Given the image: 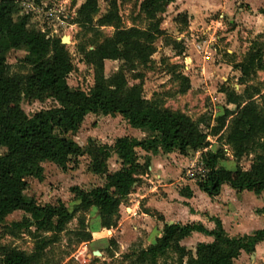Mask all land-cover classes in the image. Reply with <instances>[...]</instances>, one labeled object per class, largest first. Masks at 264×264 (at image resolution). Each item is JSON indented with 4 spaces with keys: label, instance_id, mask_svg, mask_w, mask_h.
Wrapping results in <instances>:
<instances>
[{
    "label": "trees",
    "instance_id": "trees-1",
    "mask_svg": "<svg viewBox=\"0 0 264 264\" xmlns=\"http://www.w3.org/2000/svg\"><path fill=\"white\" fill-rule=\"evenodd\" d=\"M173 1L143 0L139 9L149 24L141 30L124 28L116 0H111L108 12L97 21V27H111L113 34L92 51L85 52V61L94 70V85L86 94L72 90L66 83L71 62L61 41L30 30L28 16L20 14L19 1L0 0V149L5 150V154L0 155V224L7 216L21 212L28 218L13 225L34 227L31 235L35 241L31 255L15 248H2L0 264H34L80 211L94 209L100 228L114 229L119 220V206L149 167L148 158L139 164L137 151L152 156L159 152L186 156L188 151L207 148L209 136L216 137L220 145L232 151L237 161L247 155H252L253 160L249 171H243L238 165L226 169L219 164L223 155L221 148L215 153L201 155L205 173L203 177L198 175L196 186L199 191L215 198L226 185L238 193L248 192L256 197L264 195V108L257 102L259 100L264 105V92L254 86H246L241 93L228 87L221 89L225 106L215 119L216 125L205 133L200 126L209 123V119L195 122L183 113L163 108L156 100L144 99L140 84L127 85L125 73L146 66L155 53L154 42L164 37L160 21L155 19ZM97 14V0H86L77 9L73 24L92 32ZM168 42L173 49H182L180 43ZM10 51L26 53L23 62L30 69L27 76L10 75L6 64V55ZM263 57V46H251L244 59L232 66L240 73L239 85L247 84L257 71L264 72ZM106 61L119 62V71L105 75L103 66ZM141 77L134 78L140 80ZM176 79L180 81V93H185L190 88L188 79L182 76ZM22 93L36 100L42 96L51 98L59 107L28 117L20 107ZM98 113L120 116L131 129L142 131L149 137L143 140L122 137L116 139L112 147L93 146L84 152L67 136L77 134L87 115ZM111 154L116 156L120 165L115 172L109 171L107 166ZM83 155L90 158V174L103 177L104 184L89 192L72 188L75 195L73 210L62 203H57L56 207L39 206L32 197L25 195L27 179L43 180L42 164H52L65 172L71 158ZM180 195L190 198L191 192L188 187H183ZM39 233H52V237L46 238ZM193 233L211 237L213 241L211 244H197L194 255H191L180 243ZM74 235L78 243L91 240L83 224ZM263 239L264 230L251 237L229 239L217 220L212 231L199 224L165 225L161 237L155 244L141 249L137 259L156 264L173 249L178 253L175 264H233L241 251L254 250V245ZM109 247L116 248V242L110 240Z\"/></svg>",
    "mask_w": 264,
    "mask_h": 264
},
{
    "label": "rangeland",
    "instance_id": "rangeland-1",
    "mask_svg": "<svg viewBox=\"0 0 264 264\" xmlns=\"http://www.w3.org/2000/svg\"><path fill=\"white\" fill-rule=\"evenodd\" d=\"M18 1L23 5L22 16H28V28L30 30L43 33L47 38L65 40L66 43L63 46L66 48L71 62V72L67 76L66 83L72 90L88 94L94 85V70L86 63L85 52L92 51L104 39L112 36L113 29L111 27H97V21L108 12L111 0H97L98 14L93 19L94 31L92 32H86L73 24L77 12L76 0L70 8L64 4L66 0H58V2H50L49 0ZM142 1L116 0L118 15L124 28L141 30L147 28L149 21L139 9ZM174 1L155 19L160 21V30L165 35L154 42L155 53L150 58V62L144 67H137L133 72L125 73V78L129 87L141 85L142 97L146 100H156L161 103L163 108L183 113L195 122L202 118L204 120L209 119V123L207 121L203 126H200L203 132L208 133L211 126L216 125L215 117L222 114L225 106V98L220 95V90L226 88L220 79L221 76L225 75L218 72L215 67L221 62H234L237 59L241 61L243 54L246 50L251 49V46L264 47V25L260 21L253 26L252 30L246 31L243 26L244 23H240L237 25L240 27L239 31L232 34L235 27L230 25L229 15L222 17L217 12H208V16L206 15L207 17L204 18V25H194L191 22L192 19L189 20L186 13ZM237 4L235 2L232 11L237 13L238 9L246 11L243 4L239 3L240 6ZM169 40L180 43L182 49H173V46L168 42ZM245 44H248L246 48H244ZM232 45H234L235 50L239 49L237 51L239 57L227 53L228 50H234ZM253 48L256 49V47ZM25 56L26 53L23 51L7 53L6 64L9 66L10 75L27 76L29 74L30 69L23 62ZM231 56L233 60H229ZM210 60L212 63H209ZM119 69V62H104L103 72L105 75L115 74ZM214 71L216 74H213ZM138 75L142 76L141 79L135 80L134 77ZM177 76L187 78L189 81L190 88L183 94L180 93L181 85L180 81L176 79ZM227 84L229 88L231 85H238L239 82L229 81ZM246 86L257 87L263 93L264 75L259 78L254 76L247 84L234 91L240 93ZM257 102L261 108H264L262 102L259 100ZM20 107L24 114L29 117L43 110L58 108L59 105L53 99L45 96L36 100L32 96L22 93ZM67 137L85 152L93 146L112 147L118 138L131 137L143 140L149 136L142 131L131 129L120 116L110 117L98 113L87 115L77 134ZM207 143H212L211 150L208 149V152L215 153L220 148L222 149L223 155L219 164L223 168L233 169L238 165L243 171H249L253 160L252 155L244 156L237 161L233 157L232 151L227 146L220 145L216 137L209 136ZM3 154H5V150L0 149V155ZM174 154V157L169 159L171 166L175 165L176 160L185 157V161L182 160L185 162L184 168L179 167L180 173L178 174L172 171L173 169L169 170V175L166 176L164 183L158 184L156 178H153L152 183L158 187L173 183L174 179L177 178V181H181L180 183H184L186 187H196L199 171L202 170L201 155L205 154L203 149L188 151L186 156H182L183 158H180L181 155L176 152ZM143 156V152L137 151L139 164L144 163ZM107 166L111 172L119 170L120 165L114 154H111L108 159ZM42 168V182L31 178L27 179L25 191V195L32 197L39 206L51 205L56 207L57 203H62L66 208L73 210L75 208L72 206L75 195L71 192L72 188L77 187L82 191L89 192L102 187L104 184L103 177L90 174V158L87 155L76 159L71 158L65 172H61L49 163L42 164ZM145 174L139 178L145 179ZM148 181L141 182L144 184L142 186L144 189L150 187ZM178 188L172 187L169 190L173 194ZM154 194L158 193L154 192ZM129 213L125 212L124 215L134 216L133 213ZM97 215V211L94 209L77 212L72 221L65 226L64 231L59 233L57 241L48 246L34 264H150L148 260L141 262L137 259L139 251L146 248H143L142 237L132 240V236L128 240L124 239L125 246L120 247L118 245L116 248H111L109 247L110 240L115 242V240L118 241L123 237L108 233L111 229H103L106 232L101 235V240L91 243V237L88 242L78 243L74 235L75 232L81 230V224L84 226V231H91V226L94 224L93 220ZM24 218H28V216L21 212H15L7 216L0 224V262L2 260V248H15L27 255L33 253L35 241L31 234L34 232V227L28 229L13 225L22 222ZM39 235L46 238L52 237V233H39ZM195 242V239L192 238L183 247L188 254H194ZM260 246L262 247L263 244ZM246 253L247 260L244 261L250 264L252 260L249 257L255 258V250ZM177 258L178 253L172 249L164 258L157 260L156 264H175ZM236 264H240V261Z\"/></svg>",
    "mask_w": 264,
    "mask_h": 264
},
{
    "label": "crops",
    "instance_id": "crops-1",
    "mask_svg": "<svg viewBox=\"0 0 264 264\" xmlns=\"http://www.w3.org/2000/svg\"><path fill=\"white\" fill-rule=\"evenodd\" d=\"M85 1L86 0H76V9ZM174 2L186 13L189 20L192 19L191 22L194 25H204V18L208 16V12H217L222 17L229 15V23L232 27H235L232 34L239 31L240 27L237 25L240 23H244L243 26L246 28V31L252 30L254 28L253 26L260 21L263 22L264 25V0H175ZM235 2H237L239 6V3L243 4L246 11L243 9H238V13L232 11ZM234 45H232L233 49ZM247 45L248 44H245L244 48H246ZM238 50L239 49L228 50L227 53L239 57ZM249 50L245 51L242 60ZM229 60H233V57H229ZM241 61L237 59L234 62H221L215 67L218 72L224 73L225 76H221L220 79L226 87H228L227 83H229V81L238 82L240 73L233 69L232 66ZM209 63H212L211 60ZM213 74H216V72L214 71ZM261 75H264V72L257 71L255 76L259 78ZM241 86L243 85L234 84L229 88L236 90L237 88L240 89ZM220 95L224 96L223 94ZM220 115L221 114L216 117ZM211 145L212 143L208 144V148L203 149V153L208 152V149L210 151ZM204 150L206 151L204 152ZM143 154V159H149V167L147 168L145 179L138 178L140 181L133 185L131 192L119 206L118 213L120 221L117 223L115 229H111V231L108 232L114 236L122 235L123 238L118 241L115 240L117 246H125L126 243L123 242L124 239L128 240L133 236L131 238L132 240L142 237L143 248H147L155 244L156 240L161 237L165 225L178 224L183 226L187 224H199L207 231H212L215 229V220H217L225 236L229 239L251 237L256 232L264 230V213H261L262 210L264 211V195L256 197L251 193L248 194V192L238 193L228 186L223 185L219 195L215 198H209L200 192L197 186L188 187L191 192L190 198L182 197L180 195V190L186 186H184V183H180L181 181H177V178L174 179L173 183L164 184L162 186L159 185L158 187H155L152 180L156 178L157 183L161 184L164 183L171 169H173L172 171H175L176 174L180 173L179 167H182L181 169L184 168L183 165L185 162L183 161H185V157L183 158L180 156V158L183 159L176 160L174 163L175 165L171 166L169 159L174 157V153L162 154L159 152L155 156L146 153ZM149 178H151V180L148 181ZM147 181L150 187L144 189L142 187L144 184H141V182ZM172 187L179 188L172 194L170 192ZM154 192L158 194H154ZM125 212H130L129 214L133 213L134 216H125ZM93 221L94 224L91 226V231L89 230V234L92 237L91 243L101 240V235L106 232L100 228L99 219L97 217ZM192 238L196 241L195 245L199 243L211 244L213 241L211 237H206L200 233H193L190 237L183 240L180 245L185 247L186 242L190 241ZM101 244H104V242H101ZM262 244L263 248L260 246ZM87 245L89 246L90 244ZM254 250L255 258L252 256L249 257V259L252 260L250 264H264V254H262L264 251V239L254 245ZM244 260H247V253L241 251L238 258L233 261V264L239 263V261L240 264H248Z\"/></svg>",
    "mask_w": 264,
    "mask_h": 264
},
{
    "label": "built area",
    "instance_id": "built-area-1",
    "mask_svg": "<svg viewBox=\"0 0 264 264\" xmlns=\"http://www.w3.org/2000/svg\"><path fill=\"white\" fill-rule=\"evenodd\" d=\"M15 1H18V0H15ZM49 1H50V2H51V1H57V2H58V0H49ZM74 1H75V0H66L64 4H65V5H68V7L70 8V6L74 3ZM20 6H21V8L23 7V5H21V4H20ZM45 8H47L46 5H45ZM20 14H22V13H20ZM205 151H206V150H204V152H205ZM204 173H205V172H204V170H203V168H202V170L199 171V174H198V175H202V177H203V174H204Z\"/></svg>",
    "mask_w": 264,
    "mask_h": 264
},
{
    "label": "water",
    "instance_id": "water-1",
    "mask_svg": "<svg viewBox=\"0 0 264 264\" xmlns=\"http://www.w3.org/2000/svg\"><path fill=\"white\" fill-rule=\"evenodd\" d=\"M65 43H66L65 40H62V41H61V44H62V45H64Z\"/></svg>",
    "mask_w": 264,
    "mask_h": 264
}]
</instances>
